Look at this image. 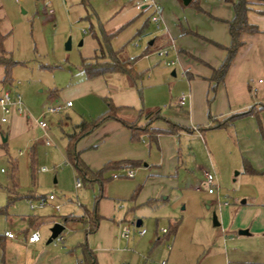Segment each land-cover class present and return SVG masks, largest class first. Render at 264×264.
<instances>
[{
    "label": "crops",
    "instance_id": "1",
    "mask_svg": "<svg viewBox=\"0 0 264 264\" xmlns=\"http://www.w3.org/2000/svg\"><path fill=\"white\" fill-rule=\"evenodd\" d=\"M130 1L134 2L135 8L137 0ZM150 1L140 10L135 8L137 11L149 10L151 21L158 30L150 36L151 39L149 38L140 57L127 58L123 61L125 62L124 72H108L91 79L85 78L81 83V89L76 92V97L80 100L92 98L97 102L101 99L104 102V106H99V114L93 116L94 118L106 112L108 102L117 108L116 117L124 122L145 127L155 116H161L185 130L175 134L158 135L155 143H148L146 138L132 143L129 130L118 122L107 120L89 135L81 138L76 145V150L91 171L99 170L108 162L124 160L138 162L139 164L134 167L120 168L126 170L125 176L133 179V183H143L135 206L145 203L153 204L157 199L170 200L173 211L165 212L163 216L169 219L168 225L174 222H178V225L175 233L166 237L164 236L166 233L158 234L156 223L153 238L150 236L145 241L151 246L147 255L128 247L123 250H110L116 252L110 254L108 250L111 249L110 246L113 249V239L108 235L99 237L96 234L101 223L107 220L105 215L98 212L102 220L96 231L91 234L89 226L85 228V236L90 234L91 245L88 243V246L95 253L97 264H118L119 262L120 264H150V254L158 246L162 248L157 253L161 261H166L167 264H264V174H245L241 167L240 170L232 173V170L237 168V162L223 169L221 158L214 145L211 146L210 153L207 152L206 165L204 154H201V159H198L197 163L190 165L191 168L187 170L189 176L183 187L179 182L180 175L175 170L180 150L176 143L179 139L189 140L195 136L201 138L208 131L223 130V128L211 130L204 128L211 124L209 117H226L243 112L255 104L264 103V0H251L252 10L248 13V20L257 26L258 32L240 35L241 46L237 49L223 82L216 86L211 100H208L212 94L209 89L212 86L209 78L212 71L221 66L226 56L225 48L230 45L227 22L233 18L231 4L225 0H190L187 5H183L181 0ZM191 2H198L202 13L191 15L190 20L186 19L185 12L182 17L173 16V10L177 13L182 10V7L190 6ZM154 18L157 19L156 23L153 21ZM1 35L4 36V34ZM3 49L6 56L10 55L5 46ZM162 49H167V55L158 56L157 54L158 58L162 59V63L150 69L154 65V62L150 60L151 56ZM138 59L140 62H147L140 70L136 66ZM126 65H130L131 68L125 69ZM167 74L176 79L169 90L156 86L146 89L138 87L143 78H147V82L160 81L167 84L169 82ZM120 75L126 76L121 78ZM3 76L4 69L0 65V84L3 85L1 94L7 91L11 98V93L6 89L12 83H1ZM13 95L12 102L15 101L16 96H19L15 92ZM251 95L255 98L252 102L249 97ZM181 96L184 97L183 105L178 103ZM67 102L71 103L70 107L65 106ZM73 105V102L67 99L60 104H50L48 107L60 106L62 109L57 112L60 113ZM0 115L2 117L1 111ZM21 115L22 113H17L13 106L6 122L0 121L1 143L7 142L11 135L23 127L24 121ZM91 117L92 115L90 116L92 120ZM81 120L89 121L84 118ZM151 127L166 130L163 121H156ZM231 129L235 135L232 140L234 139L236 145L240 146V153L242 151L249 153L255 146L260 150L261 155L249 154L243 159L258 172L262 171L264 147L261 143L263 140H260L257 133L256 121L252 117L237 120L228 130ZM206 145L209 148L207 142ZM190 151L192 150L188 152ZM42 169V172L46 171ZM132 169L137 170L133 172ZM204 172H209L216 178L217 187L214 193L208 192V186L204 182ZM110 178L118 177L112 175ZM171 191L180 194L171 197ZM16 196L19 198L18 195ZM27 197L32 198L33 195H27ZM45 201L46 199L43 198L39 205L42 202L44 205ZM55 207H58L57 212H59V206ZM179 207L181 209L177 213ZM29 208L34 209L31 202ZM85 212L82 215L67 216L81 217L85 215ZM171 214L174 218L169 216ZM19 218L21 221L18 226L21 234L17 231L13 232L15 226L13 219H10L12 226L7 227L0 234V264H72L74 259L77 263L79 257H76L72 251V245L78 237L71 242H66L63 237L62 245H53L54 248H61V250H54L46 243L50 236V228L47 232L45 230L41 233L36 225L40 221L42 225L45 223L49 227H52L54 223H60L65 229L70 223L80 222L86 225L84 222L74 220L64 223L62 217L58 220L55 217L49 220L39 219L30 213L21 215ZM123 221L122 218L120 223ZM137 221H140L139 227H141L142 220H136L134 225ZM35 231L39 233V240L28 243L29 235ZM5 232H12L14 237H5ZM120 233L121 229L119 237L125 240L128 246L129 237L124 239ZM146 234V230L142 236L136 232V237L143 238ZM76 243V248L80 250V240ZM95 243L104 248H97ZM203 251H205L204 256L199 261L198 257ZM122 255H125V259H122Z\"/></svg>",
    "mask_w": 264,
    "mask_h": 264
},
{
    "label": "rangeland",
    "instance_id": "2",
    "mask_svg": "<svg viewBox=\"0 0 264 264\" xmlns=\"http://www.w3.org/2000/svg\"><path fill=\"white\" fill-rule=\"evenodd\" d=\"M196 4L199 7V3L196 2ZM181 9L177 13L173 10V16L182 17L185 12L186 19L190 20L191 15L201 12L195 5ZM0 28V33L4 34L3 46L7 48L11 59L18 62L11 70L12 84L6 90L11 93L12 99H14L13 92L19 95L21 116L24 121L23 127L11 135L7 142H0V208L7 204L8 195L19 196L6 208V214H0V234L7 227L12 226L10 219H13L15 223L13 232L17 231L21 234L18 226L21 215L30 213L39 219L49 220L55 217L58 220L69 214L82 215L85 211L96 210L107 217V220H104L97 229L96 234L99 237L108 235L113 239V249L110 246L111 249L108 250L110 254L113 252L110 250H123L127 247L146 254L151 246L145 241L150 236L153 238L156 223L158 234L161 233V229L168 228L169 219L163 215L173 211L171 201L157 199L153 204L145 203L136 207L143 183H133V179L125 176L124 169L104 173L103 178L106 180L102 186L96 182L92 185H81L77 189L74 183L76 173L73 167L66 163L64 152L66 134L71 133L73 126L81 119L91 121V115L92 120L96 119L93 116L99 114V106H104L101 99L97 102L92 98L80 100L76 97V92L81 89V83L85 80V74L81 68L82 62H90L95 54H101L102 51L98 49L100 45L103 46L104 35H111L108 42L109 50L119 61L139 58L150 36L158 32L151 21L150 11H137L134 8V2L130 0H44V2L0 0ZM68 39L71 46L66 50L64 45ZM105 49L103 46V53ZM165 50L167 49L161 51ZM105 60L107 61L105 58L97 61L105 63ZM150 60L154 62L150 69L162 63L157 53L153 54ZM146 63L138 59L136 66L140 70ZM125 76L119 77L125 78ZM167 77L169 79L167 84L160 81L147 82V78H143L138 87L146 89L156 86L169 90L176 79L169 74ZM2 86L0 84V94L3 92ZM209 89L211 91V88ZM214 93L208 100H211ZM249 97L251 102L254 101L253 95ZM67 99L73 102V107L57 114L43 115V111L50 104H60ZM37 122H43L46 126L45 130L41 129ZM228 129L208 131L201 138L195 136L189 140L179 139L176 143L180 150L175 170L180 175L179 182L182 187L189 176L187 170L191 168L190 165L197 163L198 159H201V154H204L206 158L204 159L206 165L207 152L210 153L213 145L221 158L223 169L237 162V168L232 170V173L240 170V167L243 171V157L247 158L249 154L261 155L257 146L249 153L246 151L240 153V146L236 145L234 139L232 140L235 137L233 130ZM257 133L260 137L258 128ZM206 142L209 148L205 146ZM261 143L264 147V141ZM190 149L192 151L188 152ZM42 168L46 171L42 172ZM132 170L135 172L137 169ZM112 175H117L118 178H110ZM179 194L176 191L170 192L171 197ZM27 195H33V197L28 198ZM50 195L54 198L51 201L48 200ZM43 198L46 201L43 206H40L39 203ZM30 202L34 206L33 210L29 208ZM57 205L60 208L59 212L54 209ZM178 209L177 213L181 207ZM122 218L124 221L120 223ZM136 220H142L141 227H135ZM124 225L130 229L128 246L125 240L119 237L120 229ZM36 226L41 233L51 228L45 223L42 225L41 221ZM86 227L87 224L83 225L80 222L70 223L64 229L62 236L66 242L77 240L78 237L81 244L86 242L91 245L90 234L85 236ZM141 228L145 229L147 234L143 238H138L136 232ZM77 241H74L72 251L76 257H80V250L76 248ZM99 242L102 243V241ZM48 246L54 250H61V248H54L53 243ZM97 248L104 247L97 244ZM160 248L162 246H158L151 252L150 264H159L161 261L157 253ZM204 252L200 253L199 261L202 260ZM122 257L125 259V255ZM72 264H77L75 259Z\"/></svg>",
    "mask_w": 264,
    "mask_h": 264
},
{
    "label": "trees",
    "instance_id": "3",
    "mask_svg": "<svg viewBox=\"0 0 264 264\" xmlns=\"http://www.w3.org/2000/svg\"><path fill=\"white\" fill-rule=\"evenodd\" d=\"M225 2L230 3L233 9V18L227 22L228 33L230 36V45L225 48L226 56L217 70H213L209 81L212 83L211 92L214 93L216 86L223 82L227 69L236 54L237 49L241 46L239 37L243 33L254 34L258 32L256 25L252 24L248 20V13L252 10L251 0H225ZM191 5H195L198 11H201L196 3L191 2ZM103 46L106 48L103 53V46H99L101 54L94 56L93 60L90 62H82L81 68L85 74V78L91 79L95 76L105 74L108 72H124L125 62L119 61L116 56L112 54L109 50V39L111 35L103 36ZM3 39L4 36L0 34V65L4 69V76L1 83L11 84V70L13 66L17 65L11 59L10 55L6 56V52L3 49ZM107 59L105 63H99L98 59ZM96 61V62H95ZM107 110L105 113L100 115L94 120L85 121L81 120L79 123L75 124L72 128V132L66 134V146H65V161L71 165L80 180L81 185L93 184L98 182L101 186L106 180L103 178L104 173L110 170L134 167L139 164L133 161H115L108 162L104 164L99 170L91 171L85 163L80 158V153L76 150V145L79 140L91 132H93L98 126L107 120H112L120 123L130 132V140L132 143L139 142L141 139L146 138L148 143H155L158 135L161 134H175L180 130H185L178 124L167 120L161 116H155L145 127H140L136 123H127L116 117L117 108H115L111 103H106ZM263 116H264V104H255L248 108L247 110L239 113H235L226 117L221 118H210L211 124L204 128L205 130L217 129V128H229L235 121L241 120L247 117H252L257 124V128L261 139L264 141V127H263ZM156 121H163L166 125V130L152 128L151 125ZM203 129V130H204ZM243 173L251 175L264 174V169L260 172L255 170L247 160H243ZM135 196V194H134ZM18 197L16 195L7 196V204L5 207L0 208V214L5 213L6 208L11 204V202ZM133 198V197H132ZM64 223L71 222L74 220L82 221L89 226V233L96 231L102 217L98 214L96 210L93 212H85V215L81 217L66 216L62 217ZM178 222H174L168 225L166 234L164 236H172L177 228ZM77 264H97L96 257L93 251L89 248L88 244L84 242L80 245V257L77 260Z\"/></svg>",
    "mask_w": 264,
    "mask_h": 264
},
{
    "label": "built area",
    "instance_id": "4",
    "mask_svg": "<svg viewBox=\"0 0 264 264\" xmlns=\"http://www.w3.org/2000/svg\"><path fill=\"white\" fill-rule=\"evenodd\" d=\"M40 1H43L44 0H40ZM114 1V0H113ZM151 1L150 0H137L135 2V8L137 10H140L143 5H146V4H149ZM47 6H49L48 4H46ZM153 21L156 23L157 22V19L154 18ZM158 27V25H157ZM158 56H163V55H167V51H160L157 53ZM172 64V62H171ZM131 67L130 65H126L125 66V69L129 70ZM178 103L180 105H183L184 104V97L181 96L178 100ZM15 106L16 107V112L17 113H22V110H21V101H20V97L19 96H16L15 97V101L12 102L11 101V98H10V95L9 93L6 91L4 92L3 94H1L0 96V111L2 113V117L0 118V121L2 123L6 122V119H7V116L11 113V107ZM66 107H70L71 106V103L70 102H67L65 104ZM62 109V107L60 106H50V107H47L45 110H44V113L43 114H53V113H57L59 112L60 110ZM38 126L45 130L46 126L43 122H37ZM43 171L45 169H42ZM128 175L130 176L131 173L129 172ZM203 176H204V182L205 184L208 186V192L211 194V193H214L216 191V187H217V184H216V178L213 174L209 173V172H204L203 173ZM75 188H80L81 187V184H80V180L78 177L75 178ZM49 200H52L53 199V196H49L48 197ZM43 205V202L40 204V206ZM32 208V207H31ZM56 211H58V207H55ZM161 233H166V229H161L160 230ZM129 234H130V229L127 227V226H122L121 227V237L124 238V239H127L129 237ZM145 234V229H139L138 230V235L139 236H142ZM5 237L7 238H13L14 235L12 232H5L4 233ZM39 240V233L37 231L31 233L27 239V242L28 243H35ZM52 243L54 246H57V245H62L63 244V236L62 234H60L59 236H57L55 239L52 240ZM159 264H167L166 261H161Z\"/></svg>",
    "mask_w": 264,
    "mask_h": 264
},
{
    "label": "water",
    "instance_id": "5",
    "mask_svg": "<svg viewBox=\"0 0 264 264\" xmlns=\"http://www.w3.org/2000/svg\"><path fill=\"white\" fill-rule=\"evenodd\" d=\"M190 0H181V2L183 3V5H187L189 3ZM81 44V43H80ZM65 49L68 50L70 49L71 43H70V39H68L65 43ZM214 222H215V218H214ZM140 226V221H137L135 224V227H139ZM64 230V226L60 223H54L52 225V227L50 228V236L47 239V244H50L52 242L53 239H55L62 231Z\"/></svg>",
    "mask_w": 264,
    "mask_h": 264
}]
</instances>
